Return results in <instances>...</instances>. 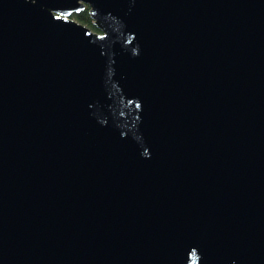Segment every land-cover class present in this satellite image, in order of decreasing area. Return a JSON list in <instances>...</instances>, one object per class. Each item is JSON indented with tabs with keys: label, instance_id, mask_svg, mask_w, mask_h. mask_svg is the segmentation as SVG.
I'll list each match as a JSON object with an SVG mask.
<instances>
[{
	"label": "water",
	"instance_id": "95a60500",
	"mask_svg": "<svg viewBox=\"0 0 264 264\" xmlns=\"http://www.w3.org/2000/svg\"><path fill=\"white\" fill-rule=\"evenodd\" d=\"M0 0V264H264V0Z\"/></svg>",
	"mask_w": 264,
	"mask_h": 264
},
{
	"label": "flooded vegetation",
	"instance_id": "af4514ba",
	"mask_svg": "<svg viewBox=\"0 0 264 264\" xmlns=\"http://www.w3.org/2000/svg\"><path fill=\"white\" fill-rule=\"evenodd\" d=\"M79 1V3H81L82 4V6L81 7H79L77 10H72V12L70 13V17H72V18H74V19H76L77 21H79L78 19H77V17L80 15V14H87L88 15V17H89V14H88V4L86 3V2H81L80 0H78ZM90 18V17H89ZM90 21H91V19H90ZM80 22V21H79ZM82 23V22H81ZM84 24V23H83ZM84 25H86V24H84ZM87 26V25H86Z\"/></svg>",
	"mask_w": 264,
	"mask_h": 264
},
{
	"label": "trees",
	"instance_id": "16d2710c",
	"mask_svg": "<svg viewBox=\"0 0 264 264\" xmlns=\"http://www.w3.org/2000/svg\"><path fill=\"white\" fill-rule=\"evenodd\" d=\"M77 19H78L80 22H82V23L86 24L87 26H89L90 28L95 29L94 26L92 25V23H91V21H90V18L88 17L87 14H83V13H82V14H80V15L77 17Z\"/></svg>",
	"mask_w": 264,
	"mask_h": 264
}]
</instances>
